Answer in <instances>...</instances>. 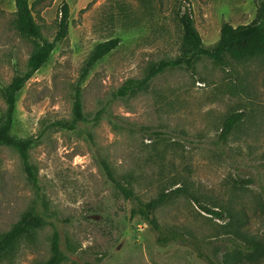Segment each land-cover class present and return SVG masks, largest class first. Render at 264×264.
Here are the masks:
<instances>
[{
	"label": "rangeland",
	"instance_id": "rangeland-1",
	"mask_svg": "<svg viewBox=\"0 0 264 264\" xmlns=\"http://www.w3.org/2000/svg\"><path fill=\"white\" fill-rule=\"evenodd\" d=\"M257 2L30 0L45 42L56 37L61 7L69 4V34L18 95L12 130L18 138L36 139L31 162L44 203L18 153L0 149V236L34 206L46 216L44 227L0 264L47 261L55 233L66 255L63 264H207L187 246H159L149 225L131 218L134 204L108 180L102 160L140 201L186 187L210 208L221 205L245 214L250 231L264 239V57L224 67L202 57L194 71L170 68L147 90L115 97L153 64L182 56L179 10L192 11L204 46L211 48L224 24L254 22ZM15 12L16 0H0V121L7 111L3 89L27 71L35 47L16 31ZM114 38L121 39L118 48L81 83L91 122L75 131L57 127L72 121L76 88L91 53ZM99 112L100 121L93 122ZM239 113L243 121L227 144H219L224 122ZM156 218L163 228L199 240L223 224L185 196L170 198Z\"/></svg>",
	"mask_w": 264,
	"mask_h": 264
},
{
	"label": "trees",
	"instance_id": "trees-1",
	"mask_svg": "<svg viewBox=\"0 0 264 264\" xmlns=\"http://www.w3.org/2000/svg\"><path fill=\"white\" fill-rule=\"evenodd\" d=\"M70 13L69 4L64 3L60 11L61 18L56 37L52 42H45L43 41L41 26L37 23L30 0H16L14 20L16 31L23 38L33 41L35 47L29 58L27 71L17 74L12 82L3 89L7 111L0 121V149L8 147L18 153L27 180L34 189L36 197L43 203L44 195L38 171L31 162V151L36 144V139L18 138L12 134V130L15 121L17 97L25 85L48 62L56 45L67 38ZM178 22L183 31L182 56L177 60L161 61L153 64L144 78L129 80L115 94V97L125 98L147 90L155 77L170 68L186 66L189 70L194 71L195 63L202 57H206L212 60L214 64L222 67L230 61L249 62L264 57V0H258L257 2V17L254 22L238 27H234L229 23L224 24L221 29L220 40L211 48L204 46L190 9L184 12L179 10ZM137 24V22L132 25L125 24L123 28L130 30ZM120 43V38H114L95 47L82 70L79 85L76 88L72 121L57 122V127L75 131L81 124L91 122L84 113L81 83L86 80L101 60L118 48ZM101 117L102 113L99 112L93 122L100 121ZM243 119L244 115L240 113L232 114L226 119L219 136V144L225 145L228 143L231 135ZM101 166L114 188L125 199L133 202L131 218L139 217L149 225L157 236L156 242L159 246L169 247L175 244L187 246L207 264H264V239L250 231L247 227L245 214L239 216L233 213L230 208L221 205L210 208L204 205L186 187L160 194L156 199L148 202L140 201L137 199L132 186L116 174L108 161L102 160ZM176 196H185L191 199L212 219L223 224H217L215 232L202 240L192 236L189 232L183 233L178 230L163 228L156 218V212L170 198ZM45 224V214L37 206L32 207L18 223L0 236V261L13 254L22 240L33 238ZM65 260L66 255L61 248L60 236L55 233L51 245V257L40 264H63Z\"/></svg>",
	"mask_w": 264,
	"mask_h": 264
}]
</instances>
